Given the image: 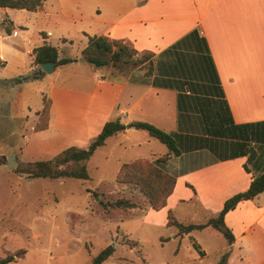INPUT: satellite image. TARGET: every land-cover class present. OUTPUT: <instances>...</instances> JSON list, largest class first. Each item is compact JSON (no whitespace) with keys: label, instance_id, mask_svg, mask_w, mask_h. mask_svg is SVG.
<instances>
[{"label":"crops","instance_id":"crops-1","mask_svg":"<svg viewBox=\"0 0 264 264\" xmlns=\"http://www.w3.org/2000/svg\"><path fill=\"white\" fill-rule=\"evenodd\" d=\"M9 8L0 7V82L27 72H6V49L12 50L13 57H22V66L29 57L30 71L37 66L32 49L43 43L55 46L59 58L74 59L53 71L82 63L80 51L87 35H105L127 42L138 53L152 54L148 75L145 67L118 71L112 65H90L95 74L90 75L87 91L49 80L47 92H38L49 101L46 129L54 126L59 107H65L77 112L71 116L69 130L90 125L97 133L105 121L119 118L124 124L149 122L171 133L180 154L163 164L175 177L165 206L177 221L184 210L190 217L216 216L227 198L245 190L251 178L264 170V131L257 141L254 128L240 126L264 121V0H42L36 10L17 9L28 17L45 15L92 25L81 30L75 54L66 56L60 55L59 48L71 40L61 36L60 42L48 41L50 31L45 37L43 30L38 32L42 43L37 46L27 45L22 36L18 42L22 47L4 43L27 27ZM4 19L9 32L1 25ZM42 106L41 101L36 110ZM132 128L109 137L120 144ZM139 130L144 136L141 143L155 139ZM249 146L256 156L247 171L243 167L247 155L242 152ZM164 147L161 153L137 158L152 160L167 152ZM224 223L234 237L224 248L229 249L227 264H264V191L240 201L224 215Z\"/></svg>","mask_w":264,"mask_h":264},{"label":"rangeland","instance_id":"rangeland-1","mask_svg":"<svg viewBox=\"0 0 264 264\" xmlns=\"http://www.w3.org/2000/svg\"><path fill=\"white\" fill-rule=\"evenodd\" d=\"M8 10L27 26L18 36L4 39L9 46L22 47L18 44L21 36L27 45L37 46L42 43L38 32L43 30L42 36L47 31L52 33L48 41L60 42L61 36L70 39L65 47L60 46V55H74L83 37L81 30L92 28L88 23L45 15L34 18L17 9ZM3 21V27L9 26L7 19ZM143 53L137 52V56ZM5 55L7 73L9 69H27L23 77L19 74L0 82V258L22 251L6 264H90L107 244H113L114 252L101 264H216L227 244L222 234L210 226L179 233L176 226L166 223L167 206L153 210L137 185L115 180L121 163L150 157L152 151L161 153L165 148L152 138L151 143H141L144 136L139 135V129L132 128L120 144H114L116 137L112 136L97 147L86 162V179L32 178L18 172L17 167L22 164L50 159L66 147H87L99 133H94L90 125L69 130L67 127L74 121L71 116L77 112L65 107H59L58 115L53 116L55 127L46 129L48 111L36 110L43 98L49 102L38 92H47L49 80L87 91L93 79L90 75L95 71L83 61L58 66L51 73L31 79L26 78L32 73L29 57L22 66V57H13L11 49H6ZM116 67L118 71L134 68ZM9 156L14 161L11 168L6 165ZM117 198L135 206L111 207L109 203ZM181 213L178 221L183 224H199L208 219L200 213L190 217L187 210ZM127 239L136 240L137 244L130 248L125 244Z\"/></svg>","mask_w":264,"mask_h":264},{"label":"trees","instance_id":"trees-1","mask_svg":"<svg viewBox=\"0 0 264 264\" xmlns=\"http://www.w3.org/2000/svg\"><path fill=\"white\" fill-rule=\"evenodd\" d=\"M42 0H0V7H10L15 9L36 10L41 6ZM6 31L10 29L6 27ZM45 37V36H43ZM81 58L93 67H102L107 65H131L132 67H143L147 65L145 74L148 75L152 71V54L144 52L141 57L137 56V51L123 43L121 40L111 39L105 35H87V44L80 51ZM32 60L36 66L32 70L30 76L26 78L35 79L40 77L44 72L39 67V63L52 61L57 65H62L73 61L70 57L58 56V50L55 46L43 43L32 49ZM49 102L43 98V106L41 111H48ZM241 127L255 129V137L257 141H261L262 132L264 131V121L252 122L240 125ZM126 127L145 130L149 136L157 139L167 147V152L152 160L145 158H136L129 162L122 163L115 175V180L119 183L135 184L139 187L141 193L145 196L153 210H159L165 206L168 195L172 192L175 177L168 173L163 164L171 155H179L180 149L171 133H168L152 123L145 121H131L127 124L120 122L119 118L107 120L102 125L99 133L90 141L87 147L69 146L60 151L50 159L35 160L26 162L17 167V171L24 173L32 178H78L86 179L89 177L86 162L94 152V150L103 145L107 137L124 130ZM258 127L260 129H258ZM247 155V160L243 164L245 170L248 171V164L252 162L256 156V151L252 146L245 147L243 152ZM264 191V170L253 176L248 187L237 192L227 198L216 216L210 217L204 223H188L183 224L174 217L171 212L167 213V225H173L178 228L179 233H188L192 230H199L206 226L219 231L226 241L230 244L234 237L231 230L224 223V215L236 207V205L247 199H252L259 193ZM111 207H134L135 204L124 198H117L109 203ZM125 244L133 248L136 240L127 239ZM200 254L203 251L198 249ZM22 251L13 254H7L0 258V264H6L18 257ZM114 252L113 244H107L91 259L90 264H101L105 259ZM229 249L225 250L219 257L216 264H227Z\"/></svg>","mask_w":264,"mask_h":264},{"label":"water","instance_id":"water-1","mask_svg":"<svg viewBox=\"0 0 264 264\" xmlns=\"http://www.w3.org/2000/svg\"><path fill=\"white\" fill-rule=\"evenodd\" d=\"M57 66L56 62L52 61H46L39 63V67L42 69L45 73H51L53 69ZM7 167L11 168L14 165L13 156H9L6 163Z\"/></svg>","mask_w":264,"mask_h":264}]
</instances>
